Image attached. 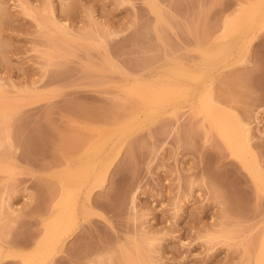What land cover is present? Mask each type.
Segmentation results:
<instances>
[{
	"label": "rangeland",
	"instance_id": "obj_1",
	"mask_svg": "<svg viewBox=\"0 0 264 264\" xmlns=\"http://www.w3.org/2000/svg\"><path fill=\"white\" fill-rule=\"evenodd\" d=\"M0 264H264V0H0Z\"/></svg>",
	"mask_w": 264,
	"mask_h": 264
},
{
	"label": "bare ground",
	"instance_id": "obj_2",
	"mask_svg": "<svg viewBox=\"0 0 264 264\" xmlns=\"http://www.w3.org/2000/svg\"><path fill=\"white\" fill-rule=\"evenodd\" d=\"M243 6H246V5H243ZM243 8H245V7H243ZM246 8H247V7H246ZM240 10H241V8H240ZM242 10H243V9H242ZM242 10H241V12H242ZM245 11H246V10H245ZM245 11H244V12H245ZM244 12H242V13H244ZM239 13H240V12H239ZM74 151H76V150L73 149V152H74ZM78 153H79V152H78ZM66 154H67V153H66ZM68 154H69V152H68ZM68 154H67V155H68ZM72 154H73V153H72ZM70 155H71V154H70ZM76 155H77V153H76ZM72 156H73V155H72ZM69 158H70V157H69ZM255 183L258 184L257 181H256ZM96 186H98V185H96ZM96 186H95V187H96ZM257 187H258V186H257ZM262 247H263V245H262ZM262 251H263V248L260 249V252H259V253H262ZM261 255H262V254H261ZM258 257H260V256H258ZM258 257H257V258H258ZM260 259H261V257L258 258V261H259ZM257 263H258V262H257Z\"/></svg>",
	"mask_w": 264,
	"mask_h": 264
}]
</instances>
